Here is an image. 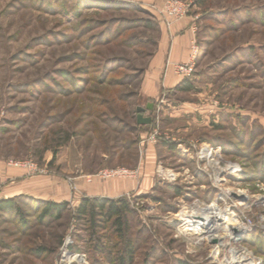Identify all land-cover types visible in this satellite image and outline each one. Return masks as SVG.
Returning <instances> with one entry per match:
<instances>
[{
	"label": "rangeland",
	"instance_id": "1",
	"mask_svg": "<svg viewBox=\"0 0 264 264\" xmlns=\"http://www.w3.org/2000/svg\"><path fill=\"white\" fill-rule=\"evenodd\" d=\"M159 1L0 0V158L32 161L72 192L56 197L68 203L58 217L25 195L18 213L0 210V264H57L67 236L71 264H117L109 224L92 235L76 216L77 181L89 179H136L117 196L129 208L126 264H225L231 248L264 264V0H185L193 88L165 91L141 131ZM116 168L127 173L99 175ZM212 203L238 222L230 236L189 237L184 210Z\"/></svg>",
	"mask_w": 264,
	"mask_h": 264
},
{
	"label": "crops",
	"instance_id": "2",
	"mask_svg": "<svg viewBox=\"0 0 264 264\" xmlns=\"http://www.w3.org/2000/svg\"><path fill=\"white\" fill-rule=\"evenodd\" d=\"M117 1H135L151 4L154 0ZM162 2L163 0H160L158 5H161ZM158 24L159 36L156 40L155 48L143 68L140 90V93L145 99L144 104L149 102L148 100H151L153 109L155 103H157L156 100L161 101L163 93L172 90L182 80L175 74L174 65L186 61L192 41H197V29L190 15L172 21L168 27L159 20ZM156 105L157 111L158 104ZM171 112L175 115L179 114L180 110L175 108ZM143 115L148 116L146 112ZM134 120L135 124H137L136 118ZM151 122L147 125H140L139 129L146 131L147 127L152 125ZM143 167V170L148 169V162L144 163ZM135 180L104 181L89 179V183L78 180L77 187L85 196L115 198L121 194L128 193ZM68 188V186L66 187L56 177L31 174L26 167L8 163V161L0 158V200L25 195L52 201H57L56 197L60 196V200L68 201L72 195V192Z\"/></svg>",
	"mask_w": 264,
	"mask_h": 264
},
{
	"label": "trees",
	"instance_id": "3",
	"mask_svg": "<svg viewBox=\"0 0 264 264\" xmlns=\"http://www.w3.org/2000/svg\"><path fill=\"white\" fill-rule=\"evenodd\" d=\"M192 85L188 79H182L172 90L180 92H188L192 90ZM152 103L151 100H148ZM148 103V102H147ZM153 109V108H152ZM134 115V119H135ZM139 127L140 125H137ZM1 199V211H14L18 213L19 207L14 204V199ZM41 206V217L60 216L62 211L67 207L68 203L55 201H38ZM128 204L124 197L108 198L101 196H82L76 208V216L78 219L89 224L88 228L92 231V235L96 234V229L102 223H108L112 229V234L117 236L122 244L115 253V261L117 264H126L133 258V249L130 245L128 236ZM100 251V246L95 245Z\"/></svg>",
	"mask_w": 264,
	"mask_h": 264
},
{
	"label": "built area",
	"instance_id": "4",
	"mask_svg": "<svg viewBox=\"0 0 264 264\" xmlns=\"http://www.w3.org/2000/svg\"><path fill=\"white\" fill-rule=\"evenodd\" d=\"M189 8L190 3L185 0H163L161 5L154 7L157 20L164 23L166 27H168L172 21L185 17L188 14ZM197 53L198 44L196 40H193L186 61L174 65V72L181 79H190L194 75ZM11 163L28 168L31 174L46 173L44 169L38 168L37 165L32 161H16ZM117 173L121 175L126 174L127 170L121 168L103 170L101 173H99V175L102 177H109ZM132 173L133 172H131V174ZM70 244H72V240L69 236H67L64 240L63 246L60 249V255L57 264H71L72 262H76L78 254L69 250L68 246Z\"/></svg>",
	"mask_w": 264,
	"mask_h": 264
},
{
	"label": "bare ground",
	"instance_id": "5",
	"mask_svg": "<svg viewBox=\"0 0 264 264\" xmlns=\"http://www.w3.org/2000/svg\"><path fill=\"white\" fill-rule=\"evenodd\" d=\"M184 212L189 213L184 220V228L188 231L187 234L189 237H195L196 239H201L202 237H207V239L229 237L232 233L231 225H236L238 223L237 221H231L226 218L224 213L213 203L206 206H201L199 204L190 206V208L185 209ZM221 219L222 223L221 221L219 222ZM243 256H245L244 251L231 248L229 250V257L227 256L228 258L225 260V264H245L241 260ZM234 260H236L235 263H233Z\"/></svg>",
	"mask_w": 264,
	"mask_h": 264
},
{
	"label": "water",
	"instance_id": "6",
	"mask_svg": "<svg viewBox=\"0 0 264 264\" xmlns=\"http://www.w3.org/2000/svg\"><path fill=\"white\" fill-rule=\"evenodd\" d=\"M153 108V103L151 102H148L146 103V105L144 107H137L136 108V123L139 124V125H147V124H150L151 122V116L148 115V116H144L143 113L146 111V110H149L151 111Z\"/></svg>",
	"mask_w": 264,
	"mask_h": 264
}]
</instances>
